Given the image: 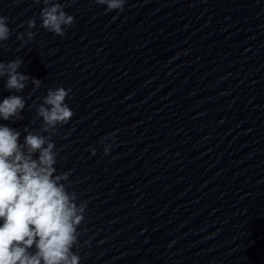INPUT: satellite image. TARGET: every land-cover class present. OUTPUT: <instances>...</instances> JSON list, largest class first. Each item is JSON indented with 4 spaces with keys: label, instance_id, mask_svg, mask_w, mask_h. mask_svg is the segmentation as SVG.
I'll use <instances>...</instances> for the list:
<instances>
[{
    "label": "clouds",
    "instance_id": "obj_1",
    "mask_svg": "<svg viewBox=\"0 0 264 264\" xmlns=\"http://www.w3.org/2000/svg\"><path fill=\"white\" fill-rule=\"evenodd\" d=\"M43 3L40 11L41 27L57 36H65V28L75 19L64 11V4L57 0H34ZM126 0H95L105 11H123ZM8 17L0 16V47L10 36ZM28 29L36 27L35 18L27 21ZM35 33L27 32L28 40ZM17 39L23 40L21 33ZM21 59L0 62V77H7L6 89L22 92L29 76L18 71ZM39 87L40 81L33 79ZM71 89H49L43 103L37 108L42 118V131L48 136L24 129L21 132L7 125H0V264H80V257L72 249L77 244L78 226L84 220L86 202L77 203L75 192H69L70 173H57L58 150L51 142L58 125L67 124L74 113L66 98ZM25 99L10 95L0 102V119H22ZM111 144H105L107 155L116 143L115 133L109 134ZM101 137V143L109 139ZM38 154V156H37ZM95 154V149H93ZM35 157V158H34Z\"/></svg>",
    "mask_w": 264,
    "mask_h": 264
}]
</instances>
